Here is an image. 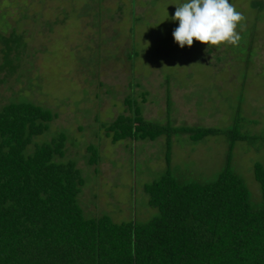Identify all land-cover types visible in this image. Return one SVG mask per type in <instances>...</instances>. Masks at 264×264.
Returning <instances> with one entry per match:
<instances>
[{"label": "rangeland", "instance_id": "obj_1", "mask_svg": "<svg viewBox=\"0 0 264 264\" xmlns=\"http://www.w3.org/2000/svg\"><path fill=\"white\" fill-rule=\"evenodd\" d=\"M183 2L0 0V30L11 24L28 45L18 71L0 84V105L25 98L58 114L43 136H67V159L77 162L86 183L80 198L86 211L116 223L157 214L144 186L166 171L168 145L173 175L201 182L216 179L229 151L225 135L113 144L101 125L129 114V104L158 125L236 127L264 137V0H230L246 18L241 41L215 48L174 41L172 17ZM91 143L101 162L90 167ZM232 158L260 202L254 166L264 165V139L237 141Z\"/></svg>", "mask_w": 264, "mask_h": 264}, {"label": "trees", "instance_id": "obj_2", "mask_svg": "<svg viewBox=\"0 0 264 264\" xmlns=\"http://www.w3.org/2000/svg\"><path fill=\"white\" fill-rule=\"evenodd\" d=\"M27 47L16 27L0 30V84L18 71ZM130 106L129 114L101 125L113 144L225 135L229 151L216 179L174 176L168 145L166 171L144 186L157 214L116 223L86 211L80 200L86 183L77 162L67 159V136H43L58 114L25 98L0 105V264H264V165L254 166L260 202L232 166L237 141L254 145L264 137L236 127L158 125L141 106ZM87 148L86 164L97 166L98 146Z\"/></svg>", "mask_w": 264, "mask_h": 264}, {"label": "clouds", "instance_id": "obj_3", "mask_svg": "<svg viewBox=\"0 0 264 264\" xmlns=\"http://www.w3.org/2000/svg\"><path fill=\"white\" fill-rule=\"evenodd\" d=\"M175 7L178 27L172 35L180 48L194 41L213 48L239 45L246 18L230 0H184Z\"/></svg>", "mask_w": 264, "mask_h": 264}]
</instances>
